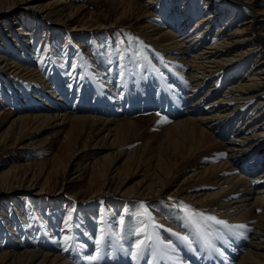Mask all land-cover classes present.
<instances>
[{"label": "bare ground", "instance_id": "1", "mask_svg": "<svg viewBox=\"0 0 264 264\" xmlns=\"http://www.w3.org/2000/svg\"><path fill=\"white\" fill-rule=\"evenodd\" d=\"M107 2L115 20L138 16L142 38L151 46L143 45L134 62L141 71L130 68L127 58L123 73L105 64L93 69V59L73 43L81 77L67 76L63 66L53 63L57 80L51 83L57 86L51 87L30 58L20 62L40 31L28 28L20 11L35 10L36 24L48 30L46 23L55 25L68 34L112 28L113 23L97 22L89 29L74 25L75 18L91 13L77 1L20 0L17 10L15 0H0V12L7 13L0 14V81L7 98L24 95L15 109L0 110V141L9 147L25 139L36 147L45 140L57 143L53 157L66 151L63 169H73L70 181L84 179L79 189L89 192L87 198L69 195L74 209L87 214L86 222L73 223L69 236L57 237L41 227L39 246L31 238L15 241V250H0V264H133L131 207L141 201L152 206L150 212L164 226L149 227L148 234L155 232L172 247L153 244V251L135 264H264V0ZM248 8L252 14H245ZM5 101L0 96V105ZM142 109L145 115H132ZM42 133L44 141L35 142ZM87 145L91 150H81ZM78 149L83 153L70 158ZM101 149L105 153L95 157ZM17 152L23 156L24 151ZM13 171H0V194L30 190L38 195L50 182L45 172L32 171L29 178L43 177L33 191V184L24 182L28 175ZM134 177L137 182L127 185ZM169 197L176 203H167ZM181 201L226 221L229 228L190 223L179 209ZM119 208L126 221L121 238L112 237L110 246L97 253L94 238L102 234L92 232L93 218L101 212L104 229L117 232ZM238 225L246 228L233 227ZM162 253H167L163 260ZM92 255L98 259L91 261Z\"/></svg>", "mask_w": 264, "mask_h": 264}, {"label": "rangeland", "instance_id": "2", "mask_svg": "<svg viewBox=\"0 0 264 264\" xmlns=\"http://www.w3.org/2000/svg\"><path fill=\"white\" fill-rule=\"evenodd\" d=\"M70 1L84 3L87 6L88 11L91 12L90 14L86 13V16L82 17L83 19L79 17L75 18L73 22L74 25L78 27L82 24L87 26L89 25L87 28L89 29L98 22L107 26L113 23L114 27L104 28L101 30L96 29L94 31H84L85 34H82L81 31L68 34L66 31L59 29V27L46 23V26L50 29L48 30L39 26L40 24H36L35 20L38 15L35 10H21L19 8L20 0H15L14 9L21 10L18 17L25 22V25L28 28L35 27V29L40 30L37 36H34L31 39V53H22L23 55L19 58L20 62H26L25 60L30 58L33 61L32 65L36 66V70L46 76L45 81L49 79L48 85L56 87V84L54 85L51 83L53 79L57 78L55 75L56 69L54 68L53 63L59 64L58 67L63 66L67 76L78 75V77H81V70H77V55L79 51L76 49L77 47L73 45V43H80L81 50L87 54H85L86 57H89L88 59L90 60L93 59L92 61L95 63L92 67L93 69H95L96 64H105L107 69H119V71L123 73L125 72V59L127 58L129 60L130 68L136 69L137 72H140L141 69L139 63L135 64L134 62L141 58L140 56L142 54L143 45L146 49H151V46L148 44V41L142 38L140 33L141 30L138 27V16L133 15L132 17H119L115 20L116 11H114V9L109 5L107 0ZM262 7L264 8V4ZM246 10L247 12L245 14L248 12L252 14L250 8ZM2 13L3 15L7 14L5 11L0 12L1 15ZM260 16H262V14ZM261 24L260 30H264V23ZM46 32L48 34H46ZM8 37H13V35L10 33ZM130 37L138 39H133L129 42ZM49 47L52 49H49ZM252 60H256L254 55ZM65 84L69 85L67 80H65ZM3 86L4 83L0 81V96L6 99L4 104L0 105V110H6L7 108L15 109V104H20L24 99V95L16 98H7V92H5ZM12 99L15 100V102H13ZM146 112V110L142 109L140 111H135L132 115H145ZM128 116H130V114ZM63 128L67 129L68 126L65 125ZM104 133L106 134V131L102 132V134ZM48 134L50 138L54 136L53 132ZM43 135V133L40 134L36 137L38 139H35L34 141H44V139H39ZM83 138L84 137H82V139ZM27 141L28 140L25 139L19 144L10 147L0 141V171L9 169L10 171L14 170L13 173H16L19 176L27 174L28 179L24 182L27 184H33V191L40 189L43 177L40 176L37 180L33 179V177L32 179L29 178L31 177L32 171L37 174L40 172L43 174V172H45L49 175L50 182L45 190H42V193L38 195L29 192L30 190H20L10 193L3 192L0 194V250L9 249L13 251L16 247L15 241L22 240V242H27L30 238L33 240L34 245H36L35 247L39 246L40 239L42 238L41 230H39L41 227H46L48 232L54 231L57 237L69 236L70 232L67 233V231L71 230H69L64 224V221L66 220L68 212L76 207V203L72 200V197H69V195H75L77 198L81 196L87 198L89 195V192L79 189V186L84 183V179L79 180L74 177L73 180L70 181V177L73 175L74 170L67 168L65 171L63 169V165L65 163L64 159L69 156L68 153L63 151L60 156L62 159L59 158V156L56 158L53 157L57 154V143L54 142L51 144L45 140L36 147V144H28L26 143ZM23 143H26V145ZM18 150L25 152H21L23 153L22 157L19 156V153L17 152ZM81 150H84L85 152L89 151L91 150V145L82 147ZM80 153H83V151L80 152L78 149L76 154L70 158L76 159L79 157ZM103 153H105V151H102V149L95 151V157H100ZM70 164L71 163H68L67 167L70 166ZM30 179L31 181L28 182L27 180ZM137 179L138 178L134 177V179L127 183V185L135 184ZM254 188L255 187L253 186L252 189ZM252 189L250 191H252ZM60 191L62 196L57 195ZM167 203L176 202L167 200ZM145 205L148 204L145 203ZM131 208L134 212L138 210L142 211L139 204H135ZM77 211H72L74 218L72 225L74 222L81 225L84 221H87V214L81 210L80 212ZM100 216H102L101 212H97L92 221V232L97 235L102 234V231L104 230L103 223L98 222V217ZM120 216L119 208L115 217V224ZM53 218L56 220H53ZM132 219H135V223L131 229L142 226L134 216H132ZM117 230L120 232L122 231L120 228ZM58 249L60 248H57L56 252H60L63 248L60 250Z\"/></svg>", "mask_w": 264, "mask_h": 264}, {"label": "snow or ice", "instance_id": "3", "mask_svg": "<svg viewBox=\"0 0 264 264\" xmlns=\"http://www.w3.org/2000/svg\"><path fill=\"white\" fill-rule=\"evenodd\" d=\"M133 39H138V38H129V42H131ZM157 115H160L157 113ZM170 201L173 199L172 197L168 198ZM151 205H145L143 201L140 202V209L142 211H136L133 212V216L139 221L140 225L138 227H134L131 230V235L134 236L136 239L134 240L133 245L131 246V251H130V256L129 258L133 261V264H135V261L142 256L146 251L151 253L153 251V244H159L162 245L163 248H170L172 247L171 242L165 244L162 240H159L156 237L155 232L148 234L147 229L149 227L156 229V228H164L163 225L158 224L156 222V218L152 215L150 212ZM172 207H177L176 204H173ZM179 209L182 211L184 214L185 218L192 224L197 225L199 227L200 222H203V224L207 225L209 228H211L213 225H218L222 226L224 228H229V225L226 221L222 219H218L215 215H209L206 214L205 212H200V211H195L192 209V207L188 204H185L184 202H180L179 204ZM72 211H75V209H72L68 212L66 216V220L64 221V224L68 227L70 230L73 222V215ZM124 211V210H122ZM143 218V219H142ZM98 222L99 223H104L107 224V220L100 216L98 217ZM125 217L124 215H121L117 221L116 225L118 228L121 230L125 226ZM78 227V225H77ZM233 227H238V228H246V225H238V226H233ZM167 231L170 234H173L177 237L178 240L187 242L188 241V236L186 235H181L180 233L173 232L172 229H167ZM243 235V233H241ZM115 237L116 240H119L121 238V232H112L109 228H105L102 231L101 238H94V245L96 246V252L98 253L100 251V248L102 246H110V241L111 238ZM162 252V249H161ZM167 253H162L161 259L163 260L166 258ZM91 261H95L98 259V255H92L89 257Z\"/></svg>", "mask_w": 264, "mask_h": 264}]
</instances>
